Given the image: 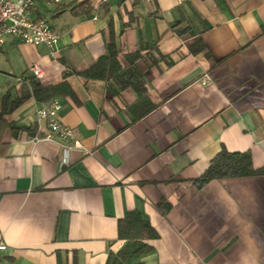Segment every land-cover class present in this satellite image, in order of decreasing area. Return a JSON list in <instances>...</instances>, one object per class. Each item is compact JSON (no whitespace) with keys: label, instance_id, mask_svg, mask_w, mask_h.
<instances>
[{"label":"crops","instance_id":"0c3cea01","mask_svg":"<svg viewBox=\"0 0 264 264\" xmlns=\"http://www.w3.org/2000/svg\"><path fill=\"white\" fill-rule=\"evenodd\" d=\"M33 17L57 34L55 52L6 37L0 100L19 94L34 63L42 85L66 80L75 99H30L5 117L0 264H105L126 243L117 224L130 211L158 237L126 264H264V175L192 182L222 148L264 167V0H37ZM111 34L119 54L141 50L143 102L71 74ZM198 38L205 49L191 53ZM52 101L90 155L67 162L65 142H34L36 112Z\"/></svg>","mask_w":264,"mask_h":264},{"label":"trees","instance_id":"16d2710c","mask_svg":"<svg viewBox=\"0 0 264 264\" xmlns=\"http://www.w3.org/2000/svg\"><path fill=\"white\" fill-rule=\"evenodd\" d=\"M189 49L191 53H198L204 51L205 47L198 38L191 42ZM141 58L140 49L128 54H119L111 34L105 53L87 67H72L71 74L80 76L87 82H105L116 91L130 89L137 95V102H143L146 99L145 81L136 64ZM58 95H68L75 99V92L66 80L55 85H42L33 77L27 78L19 94L13 96L9 90L1 97L0 128L8 126L5 117L13 114L30 99L43 102ZM151 109V106L147 107L144 113ZM263 175L264 167L254 168L249 152H229L222 148L209 162L206 170L192 182L198 190H202L211 181ZM117 236L126 243L118 252L109 253L105 264H126L132 258H140L152 252L153 248L148 241L158 237L150 223L144 221L136 211L128 212L125 218L118 221Z\"/></svg>","mask_w":264,"mask_h":264},{"label":"built area","instance_id":"2783aa9c","mask_svg":"<svg viewBox=\"0 0 264 264\" xmlns=\"http://www.w3.org/2000/svg\"><path fill=\"white\" fill-rule=\"evenodd\" d=\"M36 1L0 0V50L4 39L6 37H12L26 45H44L54 54L58 36L46 20L33 17ZM45 1L60 4L63 0ZM106 2L107 0H97L99 6ZM29 73L37 81L42 80L44 76L42 68L37 63L29 67ZM15 80L17 82L25 81L22 78ZM210 83V78L207 74H204L200 79V84L207 86ZM59 110L60 105L56 101H52L47 107L41 108L36 112L35 124L37 136L34 142L39 140L47 142L60 140L65 142L63 148L66 152L67 162H69L72 153H79L82 156L90 155L91 151L85 148L79 140L74 138L72 130L60 122L58 118ZM5 249L6 246L0 244V252Z\"/></svg>","mask_w":264,"mask_h":264},{"label":"rangeland","instance_id":"374dc122","mask_svg":"<svg viewBox=\"0 0 264 264\" xmlns=\"http://www.w3.org/2000/svg\"><path fill=\"white\" fill-rule=\"evenodd\" d=\"M51 6H52V5H51ZM51 6H50V7H51ZM49 11H50V12H45L44 15H45V16H46V15H49L48 13H51V12H52V11H51V8H50Z\"/></svg>","mask_w":264,"mask_h":264}]
</instances>
